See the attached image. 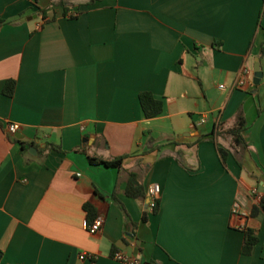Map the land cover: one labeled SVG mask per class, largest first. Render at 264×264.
<instances>
[{"label": "crops", "instance_id": "0c3cea01", "mask_svg": "<svg viewBox=\"0 0 264 264\" xmlns=\"http://www.w3.org/2000/svg\"><path fill=\"white\" fill-rule=\"evenodd\" d=\"M59 1L0 0V264H121L116 252L140 264H264V76L254 85L264 0H69L76 19ZM144 92L164 101L161 116L144 117ZM241 111L240 153L212 133ZM87 155L124 157L123 169ZM131 172L145 199L126 196ZM236 204L258 237L250 255ZM86 205L104 217L98 235Z\"/></svg>", "mask_w": 264, "mask_h": 264}, {"label": "trees", "instance_id": "16d2710c", "mask_svg": "<svg viewBox=\"0 0 264 264\" xmlns=\"http://www.w3.org/2000/svg\"><path fill=\"white\" fill-rule=\"evenodd\" d=\"M96 1H99V0H91L89 4H93ZM57 4L62 5L64 7V16L66 17H69L71 19H76L81 14V13H77V15L75 16L69 15V9L67 7V4H69V0H60ZM41 11L43 13L44 19L47 20L46 11L43 9H41ZM263 14H264V9L262 11V15ZM2 24H4V21H0V26ZM252 46L253 44L251 45V47ZM16 84L17 83L15 80L7 81L3 89V94L10 98L13 97L16 91ZM139 101H140V106H141L143 115L146 119H153L158 116H161L164 113V110H165L164 101L161 99H157L151 93H148V92L141 93L139 95ZM246 129H247V121H246V118L243 112L241 111L238 113L233 126L225 129L223 125H215L214 131L212 133V136L214 138L212 140L216 142L215 138L220 137V136H227L231 138L233 147L235 148V150L241 153L242 151H246L248 149V143L246 142L245 137H244V133ZM18 142L22 145V149L24 152H26L31 147L30 145H27L24 142H20V141ZM48 149L57 150L59 152L62 151L61 147L50 145V144L48 145ZM218 151H219L223 166L227 167V160H228L229 152L219 146H218ZM75 152H84V151L76 150ZM87 157H88L89 162L93 165H101L106 168H114L117 170L123 169L124 157H121L115 160H104L101 158L92 157L90 155H87ZM125 194L127 197L132 198V199H145L147 197L143 184L139 181L138 176L133 172L129 173ZM262 203L263 202L261 201L258 204L259 205L258 209H261L262 211H264V205ZM85 209L88 213L87 225H89L95 220L98 214L90 205H86ZM159 210H160V200L157 201L152 213L156 215L159 213ZM147 219H148L147 214H145L144 221H146ZM243 232H244V243L242 247V253L244 255H250L252 253V250L258 243V237L256 235V232L250 228H246L245 230H243ZM2 256H3V252L0 250V260L2 259Z\"/></svg>", "mask_w": 264, "mask_h": 264}, {"label": "built area", "instance_id": "2783aa9c", "mask_svg": "<svg viewBox=\"0 0 264 264\" xmlns=\"http://www.w3.org/2000/svg\"><path fill=\"white\" fill-rule=\"evenodd\" d=\"M249 73H250V69H248L247 67L242 68L241 76L237 82V87L238 86L243 87L246 85V78L248 77ZM221 88H223V87H221ZM206 122H207L206 118H203L201 121V124L203 125ZM18 130H19L18 125L10 124L7 126V131L10 135H15L18 132ZM251 196L254 197L253 198L254 203L257 204L261 201V198L256 196V191L251 192ZM160 197H161V187L159 185L153 186L149 190V202H150V206H151L152 210L154 209V207H155L157 201L160 199ZM232 215H233L234 222L237 223L236 225H239L240 229L245 230L246 229V225H245L246 223H245L244 216H243L244 214L241 212V206L239 204H236L233 207ZM104 224H105L104 217L101 215H98L91 224L87 225L88 232L91 235H98L102 232ZM81 258L82 259L88 258L89 260L93 259L92 257H89L87 255H82ZM113 259L120 262L121 264H140L139 261L132 259V258L126 256L125 254L120 253V252L114 253Z\"/></svg>", "mask_w": 264, "mask_h": 264}, {"label": "water", "instance_id": "95a60500", "mask_svg": "<svg viewBox=\"0 0 264 264\" xmlns=\"http://www.w3.org/2000/svg\"><path fill=\"white\" fill-rule=\"evenodd\" d=\"M254 85L258 86L261 83V80L263 79L264 73L261 71V67L260 64L257 63L254 67ZM21 138V137H19ZM35 149H32V151H34Z\"/></svg>", "mask_w": 264, "mask_h": 264}]
</instances>
